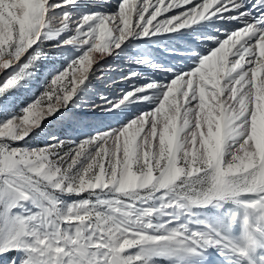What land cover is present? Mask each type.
<instances>
[{"label": "snow or ice", "instance_id": "snow-or-ice-1", "mask_svg": "<svg viewBox=\"0 0 264 264\" xmlns=\"http://www.w3.org/2000/svg\"><path fill=\"white\" fill-rule=\"evenodd\" d=\"M0 264H264V0H0Z\"/></svg>", "mask_w": 264, "mask_h": 264}, {"label": "rangeland", "instance_id": "rangeland-1", "mask_svg": "<svg viewBox=\"0 0 264 264\" xmlns=\"http://www.w3.org/2000/svg\"><path fill=\"white\" fill-rule=\"evenodd\" d=\"M224 27L230 28L231 25H225ZM162 43L163 44H167L168 41L164 40V41H162ZM176 43L180 44V45H183L185 42L184 41H182V42L177 41ZM144 46L143 45H134L133 48L129 50L128 55H126L125 57L117 59L115 61L109 60L108 63H112L113 64V70L111 72V75L115 76V74L117 72H119L120 75H124V74H127V73L131 72V71H136V72H141L143 74L142 77H141V80H149V79H152V78H154V79H162L163 78L162 75L157 76V74L153 73L150 68H147L146 66H143V65H136L134 63H130V61L128 59V56L136 55V53L140 49H142L141 47H144ZM154 47L155 48H152V47L148 48V50L152 53L151 58H154V59L158 60L159 62L165 64V65L183 63L177 57H173V56H170L167 53H165L163 51L162 45H154ZM43 50L46 53H49L51 55V58H52L53 62H55L56 66L59 67L60 66V57H59L58 53L56 52V49L53 47V44L51 42H46L43 45ZM117 76H119V75H117ZM117 80L118 79H116V81L115 80L114 81L113 80L112 81L108 80L109 82H106V83H101L100 81H94V88L96 90L103 91V92H106L108 94H110V93L118 94L120 92V89L123 86V84H124V86H126V83H118L116 85L113 84V83H116ZM32 96H33V91L22 92L18 96L17 103L18 104H23L26 101L30 100L32 98ZM112 124H113V126H115V121H112ZM39 142H40L39 140L34 141V143H39Z\"/></svg>", "mask_w": 264, "mask_h": 264}, {"label": "bare ground", "instance_id": "bare-ground-1", "mask_svg": "<svg viewBox=\"0 0 264 264\" xmlns=\"http://www.w3.org/2000/svg\"><path fill=\"white\" fill-rule=\"evenodd\" d=\"M179 42H182V40H178ZM177 41H175V43H176ZM144 46V45H143ZM144 47H147V46H144ZM144 47H141V48H144ZM152 48H155L154 46H151ZM117 75H119V76H117ZM115 79V81H116V79H118L117 80V82L116 83H113V84H118V83H126V86H124V84H123V86L121 87V89H120V91L125 87V88H128V87H130V83H135V81H127V80H125V81H122L121 79H120V77H121V75H120V73L119 72H117L116 74H115V76L114 75H112ZM117 76V77H116ZM152 79H154V78H152ZM152 79H149V80H152ZM109 81H112V80H109ZM109 81H107V82H109ZM102 83V82H101ZM111 83V82H110ZM103 85V84H102ZM128 85V86H127ZM124 88V89H125ZM110 94H113V93H110ZM119 94V93H118Z\"/></svg>", "mask_w": 264, "mask_h": 264}]
</instances>
